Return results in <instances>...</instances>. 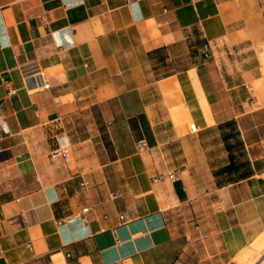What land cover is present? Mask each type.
I'll list each match as a JSON object with an SVG mask.
<instances>
[{"label": "crops", "instance_id": "1", "mask_svg": "<svg viewBox=\"0 0 264 264\" xmlns=\"http://www.w3.org/2000/svg\"><path fill=\"white\" fill-rule=\"evenodd\" d=\"M256 3L0 0V264L264 252Z\"/></svg>", "mask_w": 264, "mask_h": 264}, {"label": "rangeland", "instance_id": "2", "mask_svg": "<svg viewBox=\"0 0 264 264\" xmlns=\"http://www.w3.org/2000/svg\"><path fill=\"white\" fill-rule=\"evenodd\" d=\"M261 8V10H260ZM261 11V17L264 21V0H257V3L255 4L254 9L251 11V14L254 15L255 13H259ZM261 258L264 259V252H262L261 250H257L255 253L251 254L245 264H247L248 262L252 261L251 264H256L257 262H259L261 260ZM261 264H264V260L261 261Z\"/></svg>", "mask_w": 264, "mask_h": 264}, {"label": "built area", "instance_id": "3", "mask_svg": "<svg viewBox=\"0 0 264 264\" xmlns=\"http://www.w3.org/2000/svg\"><path fill=\"white\" fill-rule=\"evenodd\" d=\"M43 86L45 87H48V83H44ZM189 127L192 131H196V126L193 122H191L189 124ZM147 147V144H146V141L144 139H140L137 141V144H136V148L137 150H143ZM55 153H61L62 155L64 156H67L68 154V149L66 146H59L58 148L55 149ZM171 176H173V174H170ZM117 195H120V192L119 191H114L111 193V196H117ZM87 207H84L83 210H86Z\"/></svg>", "mask_w": 264, "mask_h": 264}]
</instances>
